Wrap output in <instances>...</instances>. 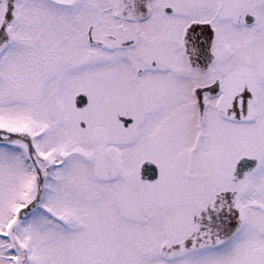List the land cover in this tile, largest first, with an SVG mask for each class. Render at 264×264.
Wrapping results in <instances>:
<instances>
[{
  "label": "snow or ice",
  "instance_id": "obj_1",
  "mask_svg": "<svg viewBox=\"0 0 264 264\" xmlns=\"http://www.w3.org/2000/svg\"><path fill=\"white\" fill-rule=\"evenodd\" d=\"M0 264H264V0H0Z\"/></svg>",
  "mask_w": 264,
  "mask_h": 264
}]
</instances>
